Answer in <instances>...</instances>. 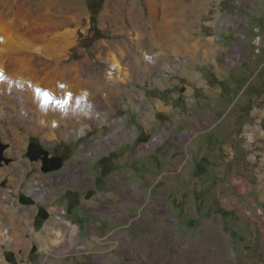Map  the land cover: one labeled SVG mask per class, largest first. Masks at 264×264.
Returning a JSON list of instances; mask_svg holds the SVG:
<instances>
[{
  "label": "rangeland",
  "instance_id": "obj_1",
  "mask_svg": "<svg viewBox=\"0 0 264 264\" xmlns=\"http://www.w3.org/2000/svg\"><path fill=\"white\" fill-rule=\"evenodd\" d=\"M74 1L81 5L80 22L68 54L81 60L88 53L94 62L95 45L116 36L108 18L102 26L106 0ZM196 4L193 14L185 13L189 36L176 30L169 40L178 55L168 52L154 59L160 66L128 70L131 77L101 107L107 120H88V131L77 139L46 142L28 123L8 117L12 107L5 108L2 154H14L3 155L0 168L20 165L0 187L17 188L8 192L7 205L16 210L10 222L16 218L24 227L17 243L0 244L6 264H135L133 256L140 257L138 264H264V0ZM210 36L212 58L203 54ZM114 118L124 126L117 141L98 154L84 146L97 136L105 139ZM129 127L135 128L132 140L126 138ZM157 133L161 138L153 144ZM145 144L148 151L141 148ZM83 146L92 152L89 158L79 154ZM39 148L41 156L60 157V167L43 171L41 157H30ZM73 158L81 171L70 181L48 184ZM36 176L47 183L48 197L22 203ZM127 188L144 197L125 205V219L93 207L118 206ZM66 219L80 227L75 238L46 249L33 238L49 220L69 234ZM78 244H85L80 254Z\"/></svg>",
  "mask_w": 264,
  "mask_h": 264
},
{
  "label": "bare ground",
  "instance_id": "obj_2",
  "mask_svg": "<svg viewBox=\"0 0 264 264\" xmlns=\"http://www.w3.org/2000/svg\"><path fill=\"white\" fill-rule=\"evenodd\" d=\"M198 1L190 0L186 5L184 0H106L101 13L102 26L108 18L116 36L95 45L94 60L101 61L96 65L95 61H90L88 53L81 60L68 54V49L76 42V28L80 22L76 10L81 9L80 4L74 0H0V120L8 115L5 108L10 106L13 112L8 117L28 123L46 142H52L58 136L77 139L88 131V120L95 118L98 123L107 120L109 113L102 111L101 107L114 100L119 82H126L131 77L128 70L137 71L154 64L160 66L161 62L154 59L159 60V56L165 57L168 52L178 55L177 47L169 40L176 38V30L180 31L179 34H188L185 13L190 10L193 14ZM214 40L213 36L207 39V48L203 52L211 58ZM57 43H60L58 50L54 48ZM147 47L149 50H145ZM195 48L189 51L190 57H193ZM155 50H158L157 54L153 53ZM108 124L110 134L105 139L97 136L84 146L94 147L92 152L98 154L104 145L117 141L120 132L124 131L123 120L114 118ZM3 132L9 135L5 130ZM125 133L126 138L132 140L135 128L129 127ZM161 135L155 134L151 142L156 143ZM84 146L79 154L89 158L92 152H85ZM150 147L145 144L141 148L148 151ZM13 154L11 150L5 155ZM19 165L6 164L0 168V181ZM80 169L82 167L76 166L73 158L69 168L50 177L48 184L70 181ZM234 187L242 190L236 183ZM16 189L3 190L0 187V244L17 243L24 228L16 218L10 222V216H15L16 210L7 205L8 192ZM26 191L29 197L39 202H45L49 195L47 183H41L39 176L28 182ZM141 197L127 188L121 193L118 206L93 207L112 219H125V205L139 203L144 196ZM64 221L71 228L69 234L49 220L45 231L34 234L33 238L45 249L75 238L80 227L69 219ZM146 225L148 221L143 227ZM119 238L125 240L122 236ZM84 245L76 246L78 254ZM130 259L135 264L141 261L138 256ZM0 264H6L1 255Z\"/></svg>",
  "mask_w": 264,
  "mask_h": 264
},
{
  "label": "water",
  "instance_id": "obj_3",
  "mask_svg": "<svg viewBox=\"0 0 264 264\" xmlns=\"http://www.w3.org/2000/svg\"><path fill=\"white\" fill-rule=\"evenodd\" d=\"M4 144H2L0 142V162L1 160L3 159V155H2V150L4 148ZM40 152V148L39 150H36L35 151V154L33 155H30L31 159H36L38 157H41V161H42V167L41 169L43 171H47V170H51V169H55V168H58L60 167L61 163H62V159L60 157H56V156H53V157H49L48 155H46V153L44 152V156H41L39 154ZM20 201L22 203H34V199H32L31 197H29L28 195H23L21 198H20ZM40 213H42L43 215H46L47 212L44 211V210H40L39 211Z\"/></svg>",
  "mask_w": 264,
  "mask_h": 264
},
{
  "label": "snow or ice",
  "instance_id": "obj_4",
  "mask_svg": "<svg viewBox=\"0 0 264 264\" xmlns=\"http://www.w3.org/2000/svg\"><path fill=\"white\" fill-rule=\"evenodd\" d=\"M47 95V94H46Z\"/></svg>",
  "mask_w": 264,
  "mask_h": 264
}]
</instances>
